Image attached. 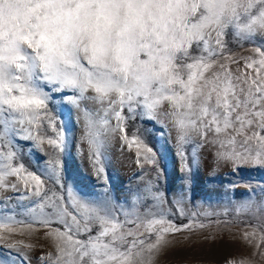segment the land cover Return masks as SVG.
<instances>
[{
  "label": "snow or ice",
  "instance_id": "obj_1",
  "mask_svg": "<svg viewBox=\"0 0 264 264\" xmlns=\"http://www.w3.org/2000/svg\"><path fill=\"white\" fill-rule=\"evenodd\" d=\"M229 37L250 54L236 56ZM60 102L97 177L113 142L135 151L147 179L123 201L106 184L65 188L73 141L50 107ZM22 140L45 154L40 173L22 162ZM205 152L234 171L264 168V0H0V203L28 201L26 219L0 218V264H31L33 245L14 236L33 224L54 248L42 264H156L168 235L191 227L170 217L187 214ZM170 156L181 188L169 201L159 184ZM238 211L264 221V199ZM257 227L264 243L261 222L243 233L249 245Z\"/></svg>",
  "mask_w": 264,
  "mask_h": 264
},
{
  "label": "rangeland",
  "instance_id": "obj_2",
  "mask_svg": "<svg viewBox=\"0 0 264 264\" xmlns=\"http://www.w3.org/2000/svg\"><path fill=\"white\" fill-rule=\"evenodd\" d=\"M229 47L236 56H247L253 45L237 44L231 37L228 38ZM235 67V66H233ZM60 100V97H56ZM54 111L60 115V122L65 127H71L68 133L72 137L66 155L63 182L65 188L76 186L82 193L95 194L101 188L108 186L112 194L123 201L130 191L142 185L147 176H142V169L136 163L135 151L121 150L119 142H113L108 151L110 162L106 164V180L102 174L97 177L89 158L87 145H81V124L77 120L74 109L69 116L70 105L60 102L52 105ZM60 123L57 124L59 128ZM129 135L136 127H141L140 121L129 123ZM151 127V125H146ZM47 135L55 137L51 128L47 129ZM19 148L22 153V162L29 170L38 173L45 167V154L36 150L29 141H20ZM47 149V145H45ZM175 161L169 157L165 177L160 180L159 187L170 201L181 188L178 179L179 173ZM154 176V173H150ZM45 183L52 187V182L42 175ZM264 168L243 165L235 171L231 164L213 162L208 153H203L199 171L194 173L193 189L190 199L186 201V215H174L170 219L177 226L190 225L188 229L169 234L167 239L171 242L168 250L160 254L156 264H229L230 261L245 260L247 264H264V243H260V231L257 227L256 236L251 245L243 239L244 232H252L254 225H259L258 220L250 212L238 211L240 206L250 197L257 201L264 199ZM58 194L61 189H56ZM2 195V194H0ZM12 201L0 203V218L5 215L16 216L18 219H26V213L22 204L28 201H20L13 193ZM19 201V202H18ZM168 205H166L167 207ZM191 213H198L193 216ZM210 213V215H204ZM30 219V218H28ZM205 225L200 228L199 225ZM48 229L33 224L32 229L24 227L23 235H15L14 239L22 240L26 244L33 245L28 260L31 264H42L39 257L47 252H54L51 241L44 233ZM257 243L260 247L257 248Z\"/></svg>",
  "mask_w": 264,
  "mask_h": 264
}]
</instances>
